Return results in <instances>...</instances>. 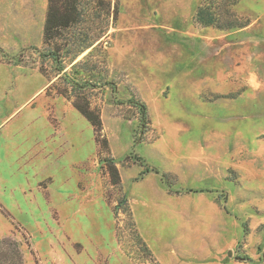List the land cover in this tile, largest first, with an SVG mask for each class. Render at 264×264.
Masks as SVG:
<instances>
[{
	"label": "rangeland",
	"instance_id": "374dc122",
	"mask_svg": "<svg viewBox=\"0 0 264 264\" xmlns=\"http://www.w3.org/2000/svg\"><path fill=\"white\" fill-rule=\"evenodd\" d=\"M80 4L63 43L99 44L77 61L96 65L101 131L57 92L49 0H0V248L16 264H264V0Z\"/></svg>",
	"mask_w": 264,
	"mask_h": 264
},
{
	"label": "trees",
	"instance_id": "16d2710c",
	"mask_svg": "<svg viewBox=\"0 0 264 264\" xmlns=\"http://www.w3.org/2000/svg\"><path fill=\"white\" fill-rule=\"evenodd\" d=\"M81 0H49L46 22L44 27L43 44L48 48V53L44 55L57 65L56 77L64 83L65 86H58L57 92L61 96L73 100L74 108L86 118L98 131L102 129V120L100 114L91 108L86 97V87L97 85L93 84V67L88 59L77 61L78 57L85 51L92 49L88 56H92L94 51L98 50L95 42L88 44L89 39L74 37L63 43L65 33L71 29H76L84 22L83 12L80 8ZM205 11L204 7L199 10V16ZM69 42V43H66ZM67 59L72 65L71 70L67 71ZM77 61V62H76ZM91 67H88V66ZM101 85V84H100ZM143 118L147 117L146 106L142 105ZM107 170L111 176V182L114 186H120L121 176L113 160L107 161ZM147 171H150L147 170ZM127 204V201H124ZM7 245V244H6ZM19 260L22 262V256L18 246L15 244V250L7 252L4 247L0 248V264L14 263Z\"/></svg>",
	"mask_w": 264,
	"mask_h": 264
},
{
	"label": "crops",
	"instance_id": "0c3cea01",
	"mask_svg": "<svg viewBox=\"0 0 264 264\" xmlns=\"http://www.w3.org/2000/svg\"><path fill=\"white\" fill-rule=\"evenodd\" d=\"M7 146V145H6ZM15 146L18 148L17 152H21L22 149H25V146L24 145H19V144H15ZM21 148V149H20ZM33 148V147H32ZM17 155V154H16ZM21 154H18V156H20Z\"/></svg>",
	"mask_w": 264,
	"mask_h": 264
}]
</instances>
